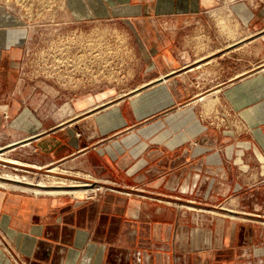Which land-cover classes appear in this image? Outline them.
Returning <instances> with one entry per match:
<instances>
[{"label":"crops","instance_id":"crops-1","mask_svg":"<svg viewBox=\"0 0 264 264\" xmlns=\"http://www.w3.org/2000/svg\"><path fill=\"white\" fill-rule=\"evenodd\" d=\"M150 1L114 11L139 78L51 125L17 99L26 29L0 5V108L33 166L76 178L0 190V264H264V4Z\"/></svg>","mask_w":264,"mask_h":264},{"label":"rangeland","instance_id":"rangeland-1","mask_svg":"<svg viewBox=\"0 0 264 264\" xmlns=\"http://www.w3.org/2000/svg\"><path fill=\"white\" fill-rule=\"evenodd\" d=\"M75 1L0 0V5L26 29L20 61L22 87L17 99L26 101L33 114L48 125L77 112L74 104L78 100L106 92V100H110L122 94V89L130 88L139 78L137 73L145 65L131 26L137 17L114 12L125 5L122 0H100L109 9L107 14L99 12L100 5L94 0H81V5ZM215 1L235 7L237 13L241 7L264 4V0ZM4 96L0 85V101ZM12 120L9 110L0 108V180L41 189H54L36 185L50 176L76 180L69 169L58 166L51 171L33 166L36 147L20 146L27 134L14 128ZM0 190L36 194L11 186L0 185ZM89 191L84 195L91 194Z\"/></svg>","mask_w":264,"mask_h":264},{"label":"bare ground","instance_id":"bare-ground-1","mask_svg":"<svg viewBox=\"0 0 264 264\" xmlns=\"http://www.w3.org/2000/svg\"><path fill=\"white\" fill-rule=\"evenodd\" d=\"M75 2L78 5H81L82 4V1L81 0H77ZM7 177H10V178H18V176H16V175L15 176H13V175H7ZM20 180L30 181L26 177H21ZM38 183L40 185H57L58 184L57 181H55L54 179H50V178L48 180H45V179L39 180ZM0 185L1 186H11L13 188H20V189H25V190H32V191H36V192H42V191H47V192H72L73 191L72 189L67 188V187H54V189L33 188V187L23 186V185H19V184H13V183L6 182V181H3V180H0ZM90 189L91 188H89L87 190L89 191Z\"/></svg>","mask_w":264,"mask_h":264},{"label":"built area","instance_id":"built-area-1","mask_svg":"<svg viewBox=\"0 0 264 264\" xmlns=\"http://www.w3.org/2000/svg\"><path fill=\"white\" fill-rule=\"evenodd\" d=\"M99 189L101 190L102 189V186H100Z\"/></svg>","mask_w":264,"mask_h":264},{"label":"water","instance_id":"water-1","mask_svg":"<svg viewBox=\"0 0 264 264\" xmlns=\"http://www.w3.org/2000/svg\"><path fill=\"white\" fill-rule=\"evenodd\" d=\"M13 144H15V143H13Z\"/></svg>","mask_w":264,"mask_h":264}]
</instances>
